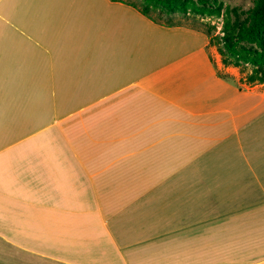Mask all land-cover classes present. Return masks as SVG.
<instances>
[{
    "label": "crops",
    "instance_id": "crops-1",
    "mask_svg": "<svg viewBox=\"0 0 264 264\" xmlns=\"http://www.w3.org/2000/svg\"><path fill=\"white\" fill-rule=\"evenodd\" d=\"M236 74L121 0H0V264H264V84Z\"/></svg>",
    "mask_w": 264,
    "mask_h": 264
},
{
    "label": "trees",
    "instance_id": "trees-1",
    "mask_svg": "<svg viewBox=\"0 0 264 264\" xmlns=\"http://www.w3.org/2000/svg\"><path fill=\"white\" fill-rule=\"evenodd\" d=\"M121 1L133 6L155 22L157 21L151 17V12L155 9L159 8L161 14L187 10L186 0H142L140 7L125 0ZM163 25L178 26L173 23ZM206 35L209 37L210 45L217 46L225 67L251 66V72L246 79L247 84H264V0H257L249 11L248 24L238 27L236 31L226 29L222 38L212 35L210 30H207Z\"/></svg>",
    "mask_w": 264,
    "mask_h": 264
},
{
    "label": "rangeland",
    "instance_id": "rangeland-1",
    "mask_svg": "<svg viewBox=\"0 0 264 264\" xmlns=\"http://www.w3.org/2000/svg\"><path fill=\"white\" fill-rule=\"evenodd\" d=\"M140 7L142 0H125ZM186 12L176 11L172 14H161L160 9L151 12V17L158 23H173L178 26L188 27L206 34L207 30L212 35L222 38L224 31H236L238 27L248 24L249 11L253 8L257 0H186ZM217 51L222 62V57L217 46H212ZM236 75L232 77L241 86H248L246 79L251 72V66L232 67ZM222 76H227L223 71ZM228 76H230L228 74Z\"/></svg>",
    "mask_w": 264,
    "mask_h": 264
}]
</instances>
